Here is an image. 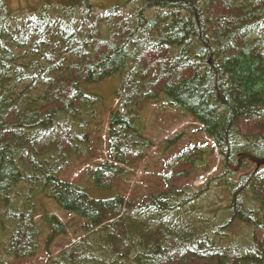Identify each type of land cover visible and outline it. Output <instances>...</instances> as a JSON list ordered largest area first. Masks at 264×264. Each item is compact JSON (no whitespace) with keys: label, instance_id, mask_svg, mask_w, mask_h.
Segmentation results:
<instances>
[{"label":"trees","instance_id":"16d2710c","mask_svg":"<svg viewBox=\"0 0 264 264\" xmlns=\"http://www.w3.org/2000/svg\"><path fill=\"white\" fill-rule=\"evenodd\" d=\"M105 1L43 0L21 18L0 0L7 264H264V0ZM150 107L205 140L154 142ZM74 165L112 195L59 178Z\"/></svg>","mask_w":264,"mask_h":264},{"label":"rangeland","instance_id":"374dc122","mask_svg":"<svg viewBox=\"0 0 264 264\" xmlns=\"http://www.w3.org/2000/svg\"><path fill=\"white\" fill-rule=\"evenodd\" d=\"M95 9L96 12H103L106 10L108 4L107 1L105 0H90ZM8 5L10 6L13 11L16 12V14L21 17V18H27L32 15L37 14V9L42 6L43 0H7ZM56 8H59V5H55ZM134 9V8H131ZM128 12V11H127ZM106 30V29H105ZM110 81V80H109ZM113 84H117V81H111ZM120 81L118 82L119 85ZM112 87L114 85H109V83H105L101 87H96L95 91L100 92L103 98V103L105 105H111L113 103V91ZM116 105L115 103L113 106ZM109 107V106H107ZM105 110L102 108V111ZM146 113V136L150 139H152L154 142H157L163 138H166L167 136L171 135L175 131H180L186 133L185 136L182 138L180 143L177 145L176 153L183 148L186 145L189 144H194V143H200L201 141L205 140V136L203 134H198L196 131L197 125L193 123L190 119L188 118H183L182 120L184 121L183 123L180 124H175L172 122L171 115H174V111H162L159 110L157 107H150L147 110H145L144 114ZM143 114V115H144ZM103 116H108V112L104 111ZM168 124L170 126H168ZM264 136V135H263ZM104 143V140L102 141ZM102 150V146H101ZM100 150V151H101ZM96 152H98L96 150ZM99 153V152H98ZM100 154V153H99ZM104 157V156H103ZM96 162H99L101 160L100 156L96 155L95 158ZM94 160V161H95ZM85 167V165L83 164ZM153 171V170H151ZM214 171V170H213ZM212 171V172H213ZM211 172V173H212ZM76 174V176H75ZM77 174H79V177H77ZM145 179L149 182V175H140L138 179L134 180V184L132 185V189H142L147 183L143 179ZM59 178L62 180H67L69 182H72L74 184L83 186L87 189V193L89 196L93 198H109L112 194L111 191H104L103 195H97L92 192L91 189L88 188L87 185V179L85 173L81 170L80 167H77L76 165L74 166H68L65 172H62L59 174ZM92 182V181H91ZM203 182H196L194 186L192 187L193 190H196V188ZM126 188L125 183H122ZM47 202L49 204V210L57 216L61 221H68L70 217L66 215V213L62 212L58 206L55 204L53 200L47 199ZM1 212V208H0ZM76 235L73 234V232H70L66 237H64L63 241L64 243H67L68 241L75 239ZM37 258L35 260L37 262L33 261L31 264H43L44 258L42 259L41 253H38ZM6 257L3 253L2 250H0V264H7Z\"/></svg>","mask_w":264,"mask_h":264}]
</instances>
